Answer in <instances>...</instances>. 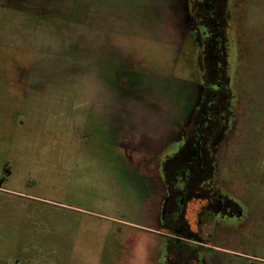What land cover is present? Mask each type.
I'll list each match as a JSON object with an SVG mask.
<instances>
[{
  "label": "rangeland",
  "instance_id": "374dc122",
  "mask_svg": "<svg viewBox=\"0 0 264 264\" xmlns=\"http://www.w3.org/2000/svg\"><path fill=\"white\" fill-rule=\"evenodd\" d=\"M187 2L0 0V264L151 263L143 216L160 188L121 154L158 150L199 79ZM214 6L203 0L198 16L221 18ZM230 8L233 85L254 111L238 122L239 155L218 146L216 182L251 190L253 213L203 241L211 263L264 264V153L249 154L264 151V0Z\"/></svg>",
  "mask_w": 264,
  "mask_h": 264
},
{
  "label": "flooded vegetation",
  "instance_id": "af4514ba",
  "mask_svg": "<svg viewBox=\"0 0 264 264\" xmlns=\"http://www.w3.org/2000/svg\"><path fill=\"white\" fill-rule=\"evenodd\" d=\"M231 1L213 0L214 8L224 13L223 21L213 18L207 22L205 17L198 16L203 0H188L187 24L195 36L199 79L191 80L194 86L182 94L186 101L179 107L182 116L172 123V129L155 141L158 150L129 149L121 154V164L129 174H139L140 164H149L145 168L150 169L148 174H154V186L160 188L154 212H145L143 216L150 220L149 227H144L148 230L145 233L154 239L149 246V250L153 248V256L147 264H215L208 259L209 256L213 260L212 247L203 240H211L214 232L220 231L209 229L223 224L227 235H234L240 223L253 213L251 190L238 188L236 192L216 182L218 146L223 142L229 154L239 149L236 147L243 143L246 133L238 134V122L246 115V110L250 116L254 111L252 106L249 109L240 104L233 85L237 54ZM239 153L237 150L234 154ZM262 153L261 150L249 154L260 156ZM135 154L140 159L138 162H134ZM241 163L242 169L250 168ZM197 199L201 204L196 208L195 221L191 203ZM190 211L193 220L189 219ZM213 247L224 251L216 253L227 254L224 248Z\"/></svg>",
  "mask_w": 264,
  "mask_h": 264
}]
</instances>
